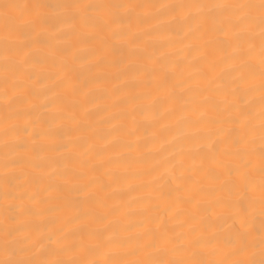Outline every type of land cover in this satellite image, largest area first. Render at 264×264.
Here are the masks:
<instances>
[{"label":"snow or ice","instance_id":"6c2138e0","mask_svg":"<svg viewBox=\"0 0 264 264\" xmlns=\"http://www.w3.org/2000/svg\"><path fill=\"white\" fill-rule=\"evenodd\" d=\"M161 31L175 37L161 47L183 49L156 55ZM103 67L143 76L122 115L150 121L145 144L168 137L157 203L127 226L107 205L119 177L94 175V145L70 147H83L75 114ZM0 122L6 148L37 153L0 163V264H264V0H0Z\"/></svg>","mask_w":264,"mask_h":264},{"label":"bare ground","instance_id":"6f19581e","mask_svg":"<svg viewBox=\"0 0 264 264\" xmlns=\"http://www.w3.org/2000/svg\"><path fill=\"white\" fill-rule=\"evenodd\" d=\"M142 2H151V0H142ZM146 27V25H140L136 30L143 31ZM173 39L175 37L166 31L154 34L151 38V43L155 45V54L159 55L161 52L171 54L174 51L182 50L184 46L180 43H176L172 47H161V45H167ZM185 43L189 42L186 41ZM149 51H153V49L150 48ZM180 54L183 55V51H180ZM169 58L174 59L171 55ZM132 60L137 64L140 63L134 57ZM40 70L45 76L51 71L48 65L40 66ZM93 71L101 75L102 79L98 84L90 85L94 95L89 97L87 101H82L75 114L76 120L82 126V131L73 135L80 138L79 144L83 145V147H70L75 155L83 151V148H87L89 144L94 145V151L89 153L88 156L89 165L97 167L94 175L105 183H109L110 180V177L104 175L106 170L119 177L118 180L112 181L110 187L106 189L109 197L107 205L109 208L119 209L116 218L119 219L122 225L127 226L138 223L142 219L139 213L145 203L150 202L153 205L157 203L155 199L157 181L155 178L159 172L155 169V165L158 160L167 155L168 146L165 141L168 137L161 136L156 142L145 144V141L150 138L153 131L152 128L148 127L150 121L140 116H136L135 120H133L131 115L126 118L122 115L123 112L131 107L130 104L126 105L122 101L141 91L139 87H133V84L138 79H143L141 74L131 72L128 76H119L118 78V69L116 67H103ZM191 71H195V69H191ZM87 76L88 73L85 72L82 79L87 78ZM51 87V81L48 79H44L41 83L35 85L37 92L40 93ZM115 89H120V91H115ZM55 90L53 89V91ZM11 94L10 92L9 95ZM47 94L49 96L52 95L51 92ZM43 99V95L36 96L33 98V103L38 106ZM37 110L40 111L39 108ZM121 126L123 127L121 128ZM3 127L4 124L0 122V163H2L6 152L10 157L35 158L36 152H25L23 149L12 151L6 148L5 141L7 140L9 145H11L15 143V138L11 136L5 137L2 131ZM131 128L138 129L136 135L129 136L126 134L127 130ZM146 128L147 131H145ZM25 139L28 138L25 137ZM138 141L139 146H137ZM130 142L134 145L131 150L126 147ZM28 143L32 144V140L28 139ZM40 143H49V141L38 140L37 147H39ZM97 152L100 155H97ZM60 153L66 154V150L60 149ZM40 155L56 158L58 153L48 151L40 153ZM19 168L27 174H32L33 172L31 168L24 164H21ZM48 171V169L37 170V174L46 175ZM3 172L4 169L0 167V174H3ZM25 187L29 192L34 191L36 188L35 185H26ZM99 195L103 196L104 193L101 192ZM4 206L5 202L0 199V220L3 219ZM61 215H68V212L50 214L49 219H56ZM109 218L113 219V217ZM55 226H58V224L49 225V227ZM132 231L135 232L136 229Z\"/></svg>","mask_w":264,"mask_h":264}]
</instances>
